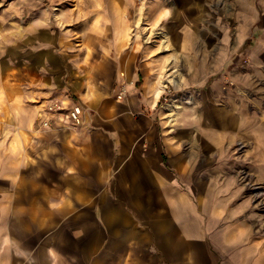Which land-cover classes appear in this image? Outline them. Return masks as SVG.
Listing matches in <instances>:
<instances>
[{"label":"crops","instance_id":"0c3cea01","mask_svg":"<svg viewBox=\"0 0 264 264\" xmlns=\"http://www.w3.org/2000/svg\"><path fill=\"white\" fill-rule=\"evenodd\" d=\"M232 9L241 31L231 43L247 63L225 58L222 36L214 43L205 38L210 47L197 58L189 53L184 71L185 91L199 94L190 93L191 103L180 104L173 120L157 115L162 94L145 81L143 63L135 68L136 56L119 48L105 57L122 96L105 97L96 118L61 122L62 135H46L51 161L41 162L38 180L21 177L15 163L2 175L3 256L13 264H264V0H233ZM96 25L113 38L107 22ZM27 64L45 86L39 97L45 107L74 106L64 99L52 55L30 51ZM228 75L243 83L249 100L227 84ZM211 76L217 79L209 83ZM68 129L75 135H63ZM241 136L250 162L226 164L225 143ZM17 149L9 143L10 155Z\"/></svg>","mask_w":264,"mask_h":264},{"label":"rangeland","instance_id":"374dc122","mask_svg":"<svg viewBox=\"0 0 264 264\" xmlns=\"http://www.w3.org/2000/svg\"><path fill=\"white\" fill-rule=\"evenodd\" d=\"M232 8L233 0H0V179L7 167H15V163L21 177L38 180L41 162L51 161L46 153L49 149L45 146L46 135H62L61 124L42 125L53 103L45 107L39 98L45 86H41L40 75L30 73L27 68L30 51L42 50L45 57L49 54L57 60L65 80L64 99L72 98L74 106L78 105L82 111L81 122L76 125L91 115L96 118L98 105L107 103L105 97L122 96L124 90L118 77L109 75L106 66L110 63L105 60L115 50L119 52V48L121 55L124 53L129 59L137 57L135 68L138 62L143 63L145 81L155 89L157 97L162 94L157 115L166 114L173 120L178 109L175 106L183 104L190 93L199 94L194 88L185 91L183 85L189 83L190 77L184 71L189 67V53L197 58L204 47H210L205 38L214 43L216 37L222 36L225 58L241 57V64L247 63L242 48L238 50L231 43L241 31L239 13ZM104 21L111 27L107 29L112 31V39L107 32L102 33L104 29L99 25L95 26ZM116 30L122 36L119 45ZM215 79L216 76H211L209 83ZM241 80H246V76L245 79L241 76ZM142 81L140 75L136 85L140 86ZM226 82L249 100V91L242 87L243 83L234 81L230 75ZM58 103H62L64 112L68 111L67 102ZM142 111L148 114L152 108ZM20 129L27 132L26 141ZM63 135L75 132L68 129ZM10 142L14 149L21 143L16 154L8 152ZM243 143L242 136L225 143L226 164L246 166L250 162V146H242ZM240 169L241 179H247V168ZM52 171L55 175L54 168ZM7 234L5 224L0 221V239ZM13 244L18 254H25L16 240ZM0 264H13L11 255L1 254Z\"/></svg>","mask_w":264,"mask_h":264},{"label":"built area","instance_id":"2783aa9c","mask_svg":"<svg viewBox=\"0 0 264 264\" xmlns=\"http://www.w3.org/2000/svg\"><path fill=\"white\" fill-rule=\"evenodd\" d=\"M63 105L62 103L55 102L48 107V112L51 113V116H45L42 125L44 127H51L52 125H57L60 124L61 122H71L72 124L76 125L81 122V108L76 105L73 106L71 109L68 110L66 115H62V110H63ZM56 112V115L54 116L53 114ZM53 113V114H52Z\"/></svg>","mask_w":264,"mask_h":264},{"label":"bare ground","instance_id":"6f19581e","mask_svg":"<svg viewBox=\"0 0 264 264\" xmlns=\"http://www.w3.org/2000/svg\"><path fill=\"white\" fill-rule=\"evenodd\" d=\"M164 40H165V39H163V41H164ZM164 42H165V41H164ZM164 46H165V45H164ZM3 85H4V84H3ZM3 85H2V88L4 89V86H3ZM8 90H9V89H8ZM159 91H160V90H158L157 93H158ZM150 95H151V94H150ZM158 95H159V93H158ZM186 103H191V98H188V99L186 100ZM175 107H176V108H180L181 106H180V105H176ZM174 115H175V113H174ZM20 135H21V137H22L23 140H25V141L27 140V138H28L27 135H28V134H27L26 131L20 129ZM31 140H32V139H31Z\"/></svg>","mask_w":264,"mask_h":264}]
</instances>
